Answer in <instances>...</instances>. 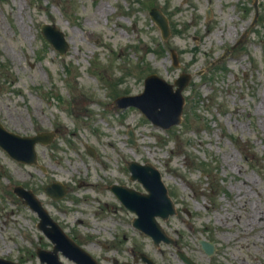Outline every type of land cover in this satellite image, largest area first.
<instances>
[{"label":"rangeland","instance_id":"374dc122","mask_svg":"<svg viewBox=\"0 0 264 264\" xmlns=\"http://www.w3.org/2000/svg\"><path fill=\"white\" fill-rule=\"evenodd\" d=\"M253 3L0 0V121L23 136L57 131L53 144L38 146V167L0 149L1 257L40 264L37 249L52 248L38 230L37 214L14 194L21 185L100 264L132 263V250L157 264H184L177 249L156 248L136 230L135 216L104 188L119 182L143 191L126 171L127 162L137 161L161 172L177 207L161 225L191 258L264 264V219L246 216L255 207L264 210V0L254 26ZM154 7L169 19L167 42L151 21ZM43 24L65 33V57L45 44ZM245 32L232 56L214 64ZM172 50L179 69L172 66ZM181 72L194 77L180 127L163 131L138 109L112 105L119 93H143L147 75L173 83ZM130 130L135 146L128 142ZM86 146L95 147L96 158ZM58 181L69 186L62 201L44 192ZM199 238L213 241L217 254L207 257Z\"/></svg>","mask_w":264,"mask_h":264},{"label":"water","instance_id":"95a60500","mask_svg":"<svg viewBox=\"0 0 264 264\" xmlns=\"http://www.w3.org/2000/svg\"><path fill=\"white\" fill-rule=\"evenodd\" d=\"M151 14L153 16V21L160 26L164 38L167 39V37L169 36V24L167 18H165V16L158 10H154ZM43 30L49 41H51L62 52V54H65L66 49L68 48V44L64 40V35L58 29H51L47 26H44ZM146 81V94L141 98L138 97L123 100L129 102L128 104H125V106H138L144 112V114L152 120L155 125H161L166 129H170L171 126L180 121L184 102H182L181 98L179 99V101L176 100V103L173 102L171 95L172 87L168 85L164 80L158 78V76H151ZM188 81L189 77L181 78V80L177 83L180 86L179 91L187 86ZM160 99H164L165 101L161 103ZM159 106L162 107L161 112L157 111V108ZM43 137L45 136L40 135L33 138H21L18 135H13L7 132L0 124V146L5 149L14 159L16 158L18 161H21L23 163H36L37 155L35 153V145L39 141H44ZM131 169L135 172L134 178H140V181L144 182L146 186H149V188L148 186L147 188L152 193V195L147 198V202H141L140 204L131 203V205H133V207L135 208H133V210L138 213L143 209L152 210L154 215H161L167 218L168 212L170 211L169 203L167 202L168 199L166 198V192L163 186L160 188L159 192V173L151 166L145 168H137L136 166H131ZM17 192L21 194L22 197L28 196V194L24 193L25 191L23 188L17 189ZM47 194L49 196L51 195L52 197L62 198V196L65 194V190L63 186L52 185L47 189ZM155 197L158 201H161L164 204L163 208L161 207L159 210L154 209L156 207V204L153 202ZM135 198L137 201H139L141 197L139 198L138 196H135ZM30 202L32 203V200ZM33 209L39 212L43 220L40 227L46 230V226L51 223L52 220H50L49 216L44 211V209L41 208L40 203L36 201V199L34 201ZM149 216L147 217L148 221L146 223L147 232L159 241L164 239L168 241L167 237H165L160 227L156 223H154L153 218L151 219ZM48 235H51V239H53L54 242L57 241L59 243V246L55 248V255L50 254L51 259L47 261L48 264L58 263V250H61L63 253H65V255L79 264H97L88 253L84 252L81 248L74 244L73 241L69 240L64 232H60V230H58L56 227H54L52 233L48 232ZM201 243L204 246L205 250L209 254H212V252L214 251V246H212V244H207L204 241H201ZM186 262L188 264H194L190 259H187ZM0 264L14 263L5 261L0 258Z\"/></svg>","mask_w":264,"mask_h":264},{"label":"bare ground","instance_id":"6f19581e","mask_svg":"<svg viewBox=\"0 0 264 264\" xmlns=\"http://www.w3.org/2000/svg\"><path fill=\"white\" fill-rule=\"evenodd\" d=\"M246 216L250 219H254L255 217H258L260 219H264V210L260 207H255L253 211L247 212Z\"/></svg>","mask_w":264,"mask_h":264}]
</instances>
